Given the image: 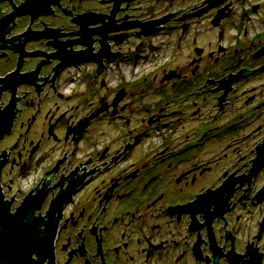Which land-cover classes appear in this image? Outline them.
Returning <instances> with one entry per match:
<instances>
[{
  "label": "flooded vegetation",
  "instance_id": "af4514ba",
  "mask_svg": "<svg viewBox=\"0 0 264 264\" xmlns=\"http://www.w3.org/2000/svg\"><path fill=\"white\" fill-rule=\"evenodd\" d=\"M0 264H264V0H0Z\"/></svg>",
  "mask_w": 264,
  "mask_h": 264
},
{
  "label": "water",
  "instance_id": "95a60500",
  "mask_svg": "<svg viewBox=\"0 0 264 264\" xmlns=\"http://www.w3.org/2000/svg\"><path fill=\"white\" fill-rule=\"evenodd\" d=\"M5 242V238L3 236L0 237V248H2L3 244ZM18 261V255L15 256V262L14 264H16Z\"/></svg>",
  "mask_w": 264,
  "mask_h": 264
}]
</instances>
